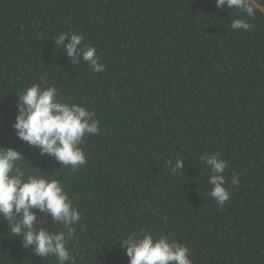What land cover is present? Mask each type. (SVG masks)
<instances>
[{
  "label": "trees",
  "instance_id": "trees-1",
  "mask_svg": "<svg viewBox=\"0 0 264 264\" xmlns=\"http://www.w3.org/2000/svg\"><path fill=\"white\" fill-rule=\"evenodd\" d=\"M236 15L215 0H0V146L22 154L26 172L58 179L79 209L66 242L75 264H129L120 241L140 229L187 245L193 264H264V14L248 31L231 28ZM63 32L82 34L105 70L73 62L55 42ZM34 83L100 121L75 170L12 127ZM205 153L228 163L223 206ZM33 211L37 226L67 231ZM9 226L0 215V264H58Z\"/></svg>",
  "mask_w": 264,
  "mask_h": 264
},
{
  "label": "clouds",
  "instance_id": "clouds-1",
  "mask_svg": "<svg viewBox=\"0 0 264 264\" xmlns=\"http://www.w3.org/2000/svg\"><path fill=\"white\" fill-rule=\"evenodd\" d=\"M215 3L218 8L237 11L231 20L233 30H251L253 25L249 19H255L258 11L264 14L259 0H215ZM82 41V34L76 32H63L55 37L56 44L64 46L73 62L82 59L93 72H103L106 66L100 62L95 46H81ZM19 96L12 125L16 135L29 145L39 147L41 154L53 156L61 165L75 170L85 164L86 155L81 147L84 137L100 131L95 112L79 103L63 101L54 85L42 87L34 83ZM200 159L210 169V195L223 206L231 198L223 174L228 163L219 153H205ZM24 160L17 149L0 146V215L9 221L12 236L21 237L25 248H31L41 257L54 256L58 264H75L66 242L75 231L72 226L81 220V213L58 179L26 172L20 163ZM167 164L176 173L182 168L183 159L177 157L175 164L172 160ZM231 182L233 186L239 183L235 173ZM33 209L50 216L67 231L53 232L37 226ZM120 243L129 257V264H193L187 245L163 234L154 237L150 230L130 232Z\"/></svg>",
  "mask_w": 264,
  "mask_h": 264
}]
</instances>
